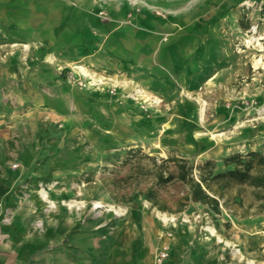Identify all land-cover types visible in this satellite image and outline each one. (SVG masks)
<instances>
[{"label": "crops", "instance_id": "1", "mask_svg": "<svg viewBox=\"0 0 264 264\" xmlns=\"http://www.w3.org/2000/svg\"><path fill=\"white\" fill-rule=\"evenodd\" d=\"M197 31L194 6L185 0H0V202L5 207L10 198L13 211L0 220V264H154L164 244L163 264H235L196 239L190 225L163 216L176 208L156 204L155 217L131 206L100 235L99 221L83 231L79 203L44 209L33 190L24 198L15 190L27 178H76L84 138L97 150L133 133L141 116L125 94L136 87L146 98L171 100L174 80L183 91L210 81L216 70L196 54ZM70 67L105 79L120 101L69 84Z\"/></svg>", "mask_w": 264, "mask_h": 264}, {"label": "rangeland", "instance_id": "2", "mask_svg": "<svg viewBox=\"0 0 264 264\" xmlns=\"http://www.w3.org/2000/svg\"><path fill=\"white\" fill-rule=\"evenodd\" d=\"M153 1L164 6L183 2ZM237 1L185 0L194 6L196 30L200 31L201 49L196 54L216 70L210 81L183 91L174 80L178 90L171 100L146 98L136 92L139 87L126 93V98L138 102L137 114L141 116L133 133H125L122 140H104L97 150L84 138L79 149L83 163L77 165L80 173L76 178L52 179L48 174L21 180L15 187L20 197H25L26 190H33V198L40 199L44 209L55 204L69 209L79 203L83 231H87L89 222L99 221L100 235L115 229L131 206L157 217L156 203L165 204L176 208L175 212L164 210L168 221L174 217L190 225L196 239L203 238L208 243L205 246L223 260L264 264V187L215 185L210 194L219 201L220 212H216L209 204L190 199L189 184L181 179L157 182L159 172L177 173L175 159L192 164V177L197 179L196 166L206 160L214 161L218 171L227 167L222 159L231 153L264 152V6H256L264 0H245L240 5ZM155 13L164 16L166 12L157 9ZM98 15L108 18L102 9ZM251 24L257 25L260 38L249 42L246 38ZM162 38L166 40L167 36ZM81 74L89 75L98 85H79ZM65 77L72 86L120 101L115 86L108 87L105 79L75 72L72 67ZM148 189L153 192V201L146 199ZM75 190L81 192L76 194ZM7 203L5 209L12 217L10 198ZM39 221L36 223L40 226Z\"/></svg>", "mask_w": 264, "mask_h": 264}, {"label": "trees", "instance_id": "3", "mask_svg": "<svg viewBox=\"0 0 264 264\" xmlns=\"http://www.w3.org/2000/svg\"><path fill=\"white\" fill-rule=\"evenodd\" d=\"M227 166L224 170H215V163L206 160L196 166L197 179L192 177V164H187L184 159H175L177 173L168 172L164 175L158 173L157 182L167 183L174 178H179L189 184V197L194 201L209 204L214 211L220 212L218 199L210 194L214 186L234 184H248L253 187H264V152L250 150L245 153L234 152L222 159ZM146 199L153 201V192L147 190ZM158 204V203H156ZM165 209V204H158Z\"/></svg>", "mask_w": 264, "mask_h": 264}, {"label": "built area", "instance_id": "4", "mask_svg": "<svg viewBox=\"0 0 264 264\" xmlns=\"http://www.w3.org/2000/svg\"><path fill=\"white\" fill-rule=\"evenodd\" d=\"M256 6L261 9L262 6H264V2L256 3ZM100 14H104L103 11H100ZM105 16V15H104ZM260 36H257V25L251 24L250 28L248 29V34H247V41H256ZM73 77V76H71ZM77 82L79 85L88 87V86H96L98 85L97 81L92 80V77L89 75L81 74L77 78ZM110 92H114L113 89L110 90ZM139 93V89L136 91ZM12 167H16V164H13ZM11 217V212L5 209L3 207L2 203L0 202V220L3 222H6L10 219ZM169 255V247L164 244L162 245L157 251L155 252L154 255V264H163V262L168 258Z\"/></svg>", "mask_w": 264, "mask_h": 264}, {"label": "bare ground", "instance_id": "5", "mask_svg": "<svg viewBox=\"0 0 264 264\" xmlns=\"http://www.w3.org/2000/svg\"><path fill=\"white\" fill-rule=\"evenodd\" d=\"M43 196L46 197V194L43 193Z\"/></svg>", "mask_w": 264, "mask_h": 264}]
</instances>
